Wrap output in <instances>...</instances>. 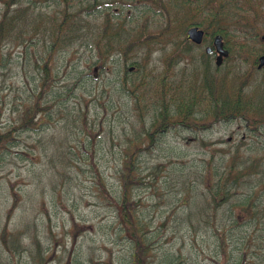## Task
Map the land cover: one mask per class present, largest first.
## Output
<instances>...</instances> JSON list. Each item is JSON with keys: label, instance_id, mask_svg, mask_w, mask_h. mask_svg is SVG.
Returning <instances> with one entry per match:
<instances>
[{"label": "rangeland", "instance_id": "rangeland-1", "mask_svg": "<svg viewBox=\"0 0 264 264\" xmlns=\"http://www.w3.org/2000/svg\"><path fill=\"white\" fill-rule=\"evenodd\" d=\"M4 1L0 0V14ZM15 1L12 8L22 6L26 9L23 23H17L23 36L16 43H7L3 50L0 128L18 118L20 105L30 97L35 76L32 54L44 53L42 34L47 33L48 21L60 17L65 1L72 6L71 11L82 5L79 3L84 4L85 10L82 7L80 16L86 23L82 24L80 33L90 43L104 30V16L110 8L117 15L113 20L120 25L110 29L112 48L117 46V49L105 59L101 70V63L92 61L90 43L78 44L73 40L51 55V77L57 70L54 87L59 92L43 93L48 101L45 105L51 108L45 112L47 116H41V130L16 132L14 135L19 141L4 152L0 167V264H129L130 245L120 234L116 215L119 208L113 205L110 196L117 194V179L110 169L104 168L106 161L113 162L128 141L136 140L140 122L137 108L148 114L158 105L161 77L165 79L170 96L172 86L182 78L187 86L198 92V83L205 71H214V57L206 55L203 58L200 53L206 42L200 46L191 45L185 38L188 25L177 22L158 38L146 43L134 42L128 47L129 42L139 37L158 34L168 15L177 20L188 16L186 6L177 2L170 4L163 0L164 12L153 3L155 0ZM107 2L113 6L106 7ZM91 3H98L95 8L100 7V10L93 12L95 8ZM248 3L251 11L241 12L246 16L243 19L247 28L242 26L241 18L230 17L229 4L224 21H218L216 26L230 33L228 44L245 42L248 47L264 51V0H249ZM39 13L47 17L40 25ZM203 16L196 13L190 17L191 22L199 24ZM35 28L42 31L38 36H33ZM38 37L42 38L40 43ZM23 44H26V51ZM252 58L250 53L245 55L243 51L241 56L232 53L221 64L214 80L218 82L222 76H228L229 80L232 76L228 71L232 72L235 66L242 74L249 71ZM206 64L209 67H205ZM255 66L252 80L264 81V68L256 70ZM78 71L82 73L78 78L80 83L70 90L68 88L77 81ZM126 75L129 80L122 89L121 82ZM63 83L65 88H62ZM201 93L202 90L198 99ZM57 94L61 100L55 96ZM136 100L137 106L133 104ZM260 100L264 103V93ZM59 101L65 105L61 111ZM55 102L57 104L51 105ZM126 102L131 103L126 106ZM84 113L88 114V123H78L77 119ZM130 113L133 120L129 123L126 116ZM198 114L202 115L201 121L209 120L203 108H199ZM110 123L115 124L111 135L107 131ZM78 133L85 137L83 141L78 139ZM241 140L242 151L249 147L252 155H264V125L258 131L248 132L241 120L216 121L205 129L184 130L171 126L157 137L158 144L143 158L152 163L155 170L144 172L141 174L144 178H140L150 186L140 189L135 196L138 219L144 220L150 228L151 250L142 256L145 263L161 264L166 254H174L181 264H215L211 258L214 247L213 236L208 234L210 229L207 234L198 231L193 235L187 229V220L192 214L191 221L196 226L205 215V188L204 183H199L208 178L202 171L203 165L210 159L218 162ZM181 160L191 165L190 175L176 170H156L157 166L165 167L171 161ZM218 264H223V260Z\"/></svg>", "mask_w": 264, "mask_h": 264}, {"label": "trees", "instance_id": "trees-1", "mask_svg": "<svg viewBox=\"0 0 264 264\" xmlns=\"http://www.w3.org/2000/svg\"><path fill=\"white\" fill-rule=\"evenodd\" d=\"M155 1L153 3L159 9L161 8L166 12L162 1ZM214 1L196 0L193 3H183V5L186 6L187 13L209 12L205 13L206 16L199 23L204 28H208L224 19L223 14L219 15L220 18L216 16L218 4L222 5L223 2L220 0L221 3L216 5ZM16 2L15 0L4 1V8L0 14V65L3 60L5 45L7 43H16L23 36L21 29L17 28V23L19 21L23 23L26 9L25 7L23 9L22 6L21 8H12V5L16 4ZM79 4L82 5L75 9V11H71L69 9L72 6L65 1V9L62 10L63 12H61L60 17H55L48 21L50 24L46 28L47 33H41L43 35V42L41 44L45 46L43 53L45 55L36 54L35 52L32 54L35 63L33 64L35 76L33 78V87L30 89L31 93H29L30 97L20 105L18 118L9 124V126L6 125L0 128V167L5 157L4 152L10 149V147L17 145L19 141L14 135L16 132H20L19 134H21L26 131L41 130L40 128L43 124L41 116H47L48 114L45 112L51 108L50 105H45L48 101L45 100L46 97H44L43 93L47 94L51 92L56 94L59 92L54 87L57 70L54 77H51L52 64L50 62L53 52L69 46L73 40H76L78 44L90 43L80 33L82 24L85 25L86 22H83V18L80 16L84 4ZM91 4L94 8L98 5V3ZM110 6H113V4L107 2L106 7ZM99 10L100 7H97L93 12ZM112 10L110 8L106 16H104V30L99 31L98 38L96 37L90 43L91 47H93L94 59L92 61L101 63L99 66L100 70L103 68L102 64L106 61L105 59L113 53L112 51H116L115 49H117V46L115 49L112 48L114 42L112 43L111 41L113 39L110 29H114V26L117 27L120 24L113 20L117 15H114ZM37 15L39 18H42L38 20L40 25L47 17L40 13ZM190 21L191 18L186 17L177 20L171 19L168 15L166 24L163 25L158 34L139 37L135 41L129 42L128 47L134 42L146 43L158 38L159 34L171 28L173 22L186 25ZM120 22L125 23L124 20ZM223 30L221 28L220 32L226 35L230 34ZM32 31L33 36H38L42 32L41 30L39 32L36 28ZM253 34L256 35L255 32ZM253 34L251 36H254ZM38 41L40 43L42 38L38 37ZM117 42L120 43L118 39ZM24 48L26 51V44ZM228 49L230 53L229 57L232 53H239L241 56L242 51L245 55H249L250 53L253 56L250 70L242 74L239 71L240 68L235 66L232 72L228 71L232 76V78L230 77L231 79L229 78L228 80V76H222L217 82V79L215 81L213 77L217 78L219 66L215 65L213 72L209 73L205 71L204 78L201 83H198V92L191 86H187V81L182 78L172 86V96L168 94L165 79L161 77V86L158 88L157 96L158 105L151 108L148 114L147 112H142L141 108H137L139 110L140 122L136 130V140L128 141L121 150L123 152L120 153L117 159H113V162L106 161L104 168L110 169L117 179V183H115V193L117 194H114L113 197L112 195L110 196L113 205L119 208L116 209V215L120 234L130 245L129 260L131 263L129 264H149L148 262L145 263L142 256L148 254L151 250L148 238L150 228L147 226L148 223H145L144 220L140 222L138 219L137 211L139 209L135 196L140 189L150 186L147 182L141 181L140 178H144L141 176L144 172L155 170V166L143 158L158 144L157 137L171 126L184 128V130H193V128L205 129L212 122L241 120L244 122V128L248 132H255L260 130L264 125V103H261L260 100L261 95L264 93V81L257 82L251 78L253 67L256 65V58L264 51H257L253 47H248L245 42L230 44L228 45ZM200 55L203 58L205 57L204 52H201ZM205 67H209V65L206 64ZM168 68L163 76L167 73ZM128 71L127 69L125 73L128 74ZM81 74L78 71L75 76L77 81L73 82L71 88L68 89L73 90L77 88L78 83H80L78 82V78H80ZM122 80V89H125L126 82L129 80L127 79V75ZM65 86L66 84L63 83L62 88H65ZM201 90L202 97L198 99L197 95L200 94ZM55 96H57L58 100H61L59 94ZM58 103H60V111L63 110L65 108L63 102L59 101ZM128 103L131 102H126L125 105L127 106ZM55 104L57 102L51 105L54 106ZM133 104L137 106L139 103L136 100ZM199 108H203V113L209 116L207 122L201 121L202 115L199 116L198 114ZM80 109L78 107L77 110L80 111ZM80 116L81 118L77 119V122L81 123L82 121V123L87 124L88 114L84 113ZM129 116L132 117L129 118ZM132 120L133 115L130 113L126 116V121L130 123ZM114 125L109 124L111 126L107 129L109 135L114 132ZM77 136L82 141L85 139L81 133H78ZM240 147H242V140L235 145L231 153L228 152L226 156L220 157L218 162L214 163L213 159H210L203 165L202 171L208 174V178L205 182L202 180L199 183H204L205 188L203 193L205 215L203 220L199 219L197 221L202 222L196 226L191 221L192 214L187 220V229L193 235H196L198 231L207 234V230L210 229L208 234L213 236L214 247V253L211 254V258L215 264H218L220 259L223 260V264H264V155L257 157L251 154V151L248 150L249 147L244 148V151ZM245 151L248 154L245 155ZM141 155L142 158L140 159ZM93 165L95 166L94 163ZM189 168H191V165L181 160L177 162L171 161L165 167L164 165L157 166L156 170H176L187 176L190 175ZM185 169H188L187 173ZM96 174L100 175L97 172ZM192 185L195 188V184L192 183ZM166 255L162 258L161 264L182 263L176 255Z\"/></svg>", "mask_w": 264, "mask_h": 264}, {"label": "flooded vegetation", "instance_id": "flooded-vegetation-1", "mask_svg": "<svg viewBox=\"0 0 264 264\" xmlns=\"http://www.w3.org/2000/svg\"><path fill=\"white\" fill-rule=\"evenodd\" d=\"M90 1H94V2H101L103 0H90ZM125 1V0H124ZM163 1V0H161ZM196 0H166L167 3H176V2H185V3H193ZM249 0H224V4H218V12H216V16L218 18H220L219 15L223 14V13H227L225 9L227 8V5L229 4V15L230 17H239V18H244L246 16H244V14H246L247 12L251 11V7L249 5ZM239 11V12H238ZM241 12H243L244 14H242ZM199 14L202 15H206L205 13H209V12H203V11H199ZM194 25H198V24H193V25H188L190 26H194ZM199 28H201L203 30V35L201 38V42H199L197 44V46H200L201 44L206 42V46L204 47V51L208 54V55H213L214 57V62L216 61V53L214 51V47H213V41L215 38V35L219 34L221 36L222 39V43H223V47L225 49L228 50V45H227V37L225 36L224 33H221V27L220 26H212L209 28H204L201 26H198ZM225 31V30H223ZM226 59V57L222 58L220 60V64H222L224 62V60Z\"/></svg>", "mask_w": 264, "mask_h": 264}, {"label": "water", "instance_id": "water-1", "mask_svg": "<svg viewBox=\"0 0 264 264\" xmlns=\"http://www.w3.org/2000/svg\"><path fill=\"white\" fill-rule=\"evenodd\" d=\"M203 31L202 29H199L196 26L190 27L187 30V37L189 39H191L192 41L199 43L201 41ZM213 45H214V49L217 52V56H216V64L219 65L220 64V60L222 59L223 56H226L228 54L227 50L223 48L222 46V41H221V36L220 35H216L213 41ZM264 64V55H261L259 57V64H258V68H260L262 65Z\"/></svg>", "mask_w": 264, "mask_h": 264}]
</instances>
